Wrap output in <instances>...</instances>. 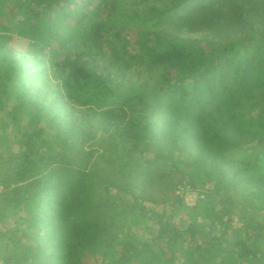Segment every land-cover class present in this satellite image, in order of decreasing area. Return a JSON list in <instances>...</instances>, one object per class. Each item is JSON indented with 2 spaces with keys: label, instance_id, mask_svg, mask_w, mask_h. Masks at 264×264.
Here are the masks:
<instances>
[{
  "label": "trees",
  "instance_id": "trees-1",
  "mask_svg": "<svg viewBox=\"0 0 264 264\" xmlns=\"http://www.w3.org/2000/svg\"><path fill=\"white\" fill-rule=\"evenodd\" d=\"M98 2L0 0L49 77L34 86L28 58L4 57L0 142L10 123L17 151L0 161L2 264H264V0H174L132 40L103 31ZM131 70L141 91L126 95ZM96 113L110 141L93 156ZM169 167L177 183L152 198ZM178 183L203 198L186 206Z\"/></svg>",
  "mask_w": 264,
  "mask_h": 264
},
{
  "label": "rangeland",
  "instance_id": "rangeland-1",
  "mask_svg": "<svg viewBox=\"0 0 264 264\" xmlns=\"http://www.w3.org/2000/svg\"><path fill=\"white\" fill-rule=\"evenodd\" d=\"M173 1L174 0H113V1L107 0V2L104 4H101L100 2H98L97 7L99 11L97 12L98 15L96 16V19H100L104 23L103 31L108 36H111L112 33L115 31L125 32L129 30L131 31L130 34L125 33L126 39L132 40L136 31L149 30L152 28H159L160 24H157V21L155 23L154 22L155 20L150 18L151 13H152L151 9L152 8L154 9L167 8L173 4ZM10 17H6V14L1 15V12H0V47H3L2 49H0V72L2 73V71L5 70L3 67V64L6 60V58H4L5 56L10 57L11 59H18V58L22 59L26 57V59L28 58L27 59L28 62L24 65V67H26L29 72V78L27 82L33 84L34 86L41 85L42 83H45L46 81H48L49 77L47 73H42L41 75L34 74V68H33L34 65L32 61L33 55L31 54L32 48L30 46V43L26 39L20 38L14 34L9 33V31H12L11 27L13 26V20ZM168 25H171V22L169 19H165V21L161 23V26L165 27V29H169ZM183 35L189 36V37H198L201 35V33H195V32H190L188 30L187 31L183 30ZM52 49L55 50L56 47L53 46ZM46 52H48V48L46 49ZM87 54H89L90 57L94 58L92 60H96L97 63L101 65V61H103V58L101 56H96L94 53H90V52H87ZM103 62L107 65V67L111 71V63L108 64L105 60ZM103 75L105 76L107 75V73L103 72ZM1 80H2V77L0 78V82ZM51 80H52L51 82L52 87H55L54 86L55 83L53 82L54 78ZM3 87H4V84L0 86L1 88L0 90L4 89ZM122 90H123V94H126V95L141 91V88H139V85H138V81L136 80L135 72L133 70L127 72L123 80ZM109 95H111V93ZM80 109H84V107H80ZM106 109H107V106L102 108L101 111L106 110ZM96 115H97L96 118L91 117L89 120L83 122L84 124L83 127L88 132L89 134L88 136H90L89 140L86 141L85 148L87 151L91 150L93 152V156H96V155L98 156V154L101 153L103 148H106L107 150V143L110 141L109 137L107 136V133L105 131L103 132V130L100 131L99 123H98L100 121V118H99L100 114L96 113ZM25 122L26 121L22 119L21 125L23 126ZM2 123H3L2 113H0V128L2 126ZM3 130H5V133H3L4 139L0 142V144L2 145V147L0 148V161L3 159H6L8 155H10L12 152L15 153L17 151L16 142L12 139L13 133H12L11 124L8 123L5 129ZM0 132L2 133L1 130ZM127 144H130V143L127 142ZM177 157L178 156H176V159ZM171 167H169L165 171L167 175H164L162 177L161 182L158 184V186H155L152 192H150L152 195V198L161 199L164 192L166 193L171 192L172 188L170 184L173 182L177 183L178 174L172 175V172H170V170L172 169ZM0 186L3 187L1 183H0ZM3 189L4 188H2V191ZM198 190L199 191L193 190L187 187H183L182 185H179L178 183L177 191L175 188L174 194L179 195V197L183 200V203L186 206L191 208L192 206L195 205V202L197 201V199L203 198L202 190L201 189H198ZM194 195H195V198H194ZM252 205L254 206V203H252L251 201L241 204L245 212L250 211L251 209L250 206ZM18 216H26V214L25 212L21 210L18 212ZM10 219L3 220L0 223V231L3 232V228L4 229L8 228L11 225ZM231 225L234 228L240 227L241 226L240 218L238 216H232ZM137 232L138 230L136 231L134 228L132 229V234L135 235V233ZM4 233H7V231L6 232L4 231ZM7 235L9 236V233ZM4 248H5V245L0 244V264H2L1 259L3 255L9 254L10 253L9 250L11 249L10 247H8L7 250ZM83 262L85 264L100 263L101 259L100 257L96 255L91 256L89 254H86L83 257Z\"/></svg>",
  "mask_w": 264,
  "mask_h": 264
},
{
  "label": "built area",
  "instance_id": "built-area-1",
  "mask_svg": "<svg viewBox=\"0 0 264 264\" xmlns=\"http://www.w3.org/2000/svg\"><path fill=\"white\" fill-rule=\"evenodd\" d=\"M2 188H3V187H2V186H0V192L2 191ZM194 198H195V195H194Z\"/></svg>",
  "mask_w": 264,
  "mask_h": 264
}]
</instances>
